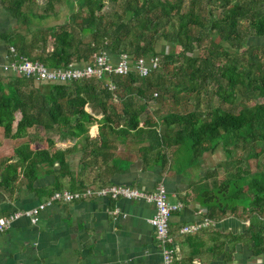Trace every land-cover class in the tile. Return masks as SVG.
<instances>
[{"label":"trees","instance_id":"obj_1","mask_svg":"<svg viewBox=\"0 0 264 264\" xmlns=\"http://www.w3.org/2000/svg\"><path fill=\"white\" fill-rule=\"evenodd\" d=\"M112 1L116 7L105 13L104 0H46L44 7L36 0H0L17 23L0 33L14 48L13 59L61 68L94 64V56L107 50L112 57L126 53L133 61H159L147 76L130 70L65 83L0 71V137L23 138L33 128L36 136L44 131L51 147L54 134L81 139L83 165L92 167L99 158L107 162L108 151L115 169L116 143L128 138L143 143L138 151L144 163L176 171L221 149L224 158L196 184L197 199L206 208L203 217L212 221L244 213L253 253L259 254L264 246V44L246 45V38H264V0H187L186 7V0ZM55 2H64L68 14L62 23L44 26L58 18ZM159 39L171 48L157 49ZM203 96H216L219 103L202 104ZM166 98L172 103L164 113L150 104L162 106ZM95 123L98 134L92 138L89 127ZM70 150L20 144L16 161L0 160V187L14 188L19 167L30 185L38 166L55 160L60 173L71 176L64 159ZM56 183V190L62 189L60 177Z\"/></svg>","mask_w":264,"mask_h":264},{"label":"crops","instance_id":"obj_2","mask_svg":"<svg viewBox=\"0 0 264 264\" xmlns=\"http://www.w3.org/2000/svg\"><path fill=\"white\" fill-rule=\"evenodd\" d=\"M1 10L0 33L5 31V20L10 27L8 16L11 17L3 11L4 8ZM7 50L8 45L0 39V62L5 61ZM87 107L90 112L91 108L88 110ZM28 132L29 135L23 138L0 137V160L9 158L6 163L16 161L14 149L26 141L33 150L71 149L64 157L71 176L64 177L60 173L59 161L55 160L52 165L40 164L38 175L28 185L19 167L14 188L0 187V217L38 206L58 187L57 177H60L62 189L70 190L122 184L151 193L163 184L168 201L182 204L169 219L174 249L172 264H264V246L259 254L253 253V242L247 232L248 219L244 213L240 216L227 214L212 221L203 217L206 208L197 199L196 184L204 182L202 176L209 168L204 164L206 152L199 164L176 171L168 165L162 168L151 161L144 163L138 151L143 143L128 138L117 142L116 149L111 150L113 157L118 159L119 169L112 167L108 151L107 162L103 163L99 158L92 167H87L81 162L84 145L81 139L71 140L54 134L50 136L51 147L41 129L37 136L33 134V128ZM97 134L98 124L95 123L89 127V135L94 138ZM88 158L86 154L85 159ZM154 211L150 202L123 196L52 203L38 212L34 223L30 218L20 216L7 229L0 231V264H160V247L149 222ZM202 220L209 221L208 225L198 231H180L184 225ZM239 235L241 237L236 240ZM228 251L230 259H226Z\"/></svg>","mask_w":264,"mask_h":264},{"label":"built area","instance_id":"obj_3","mask_svg":"<svg viewBox=\"0 0 264 264\" xmlns=\"http://www.w3.org/2000/svg\"><path fill=\"white\" fill-rule=\"evenodd\" d=\"M15 50L8 46L6 59L0 62V71L6 74H15L25 77L35 78L37 81L50 83H65L72 80L89 78L92 76L101 77L103 74H127L130 70H135L140 76H147L153 69L157 68L159 61L157 57H140L133 61L131 57L122 53L112 57L107 50L96 54L95 63L85 62L81 65L70 64L67 67L49 68L38 60L21 58L13 59ZM113 88V85H110ZM123 196L129 199H143L154 205L155 211L149 219L154 227L156 238L160 247V264H172L174 249L169 234V219L174 210L181 208V203L171 204L168 201L167 190L163 184H159L151 192H143L135 187L122 184H110L99 187H85L83 189L70 190L59 189L53 191L46 200L39 203L38 206L28 210L14 211L7 217H0V231L7 229L11 222L20 216H26L34 223L38 212L50 206L52 203H70L76 200H86L92 198H111L116 199ZM207 220L184 225L180 231L182 233H192L208 225Z\"/></svg>","mask_w":264,"mask_h":264},{"label":"rangeland","instance_id":"obj_4","mask_svg":"<svg viewBox=\"0 0 264 264\" xmlns=\"http://www.w3.org/2000/svg\"><path fill=\"white\" fill-rule=\"evenodd\" d=\"M118 1H121V0H118ZM36 2L40 5V7H44L46 0H36ZM104 2H105V7L103 9V12H105V13L112 11V9H114V7H116V4H117V3H114L112 0H104ZM185 3H186L185 4V7H186V5L188 4V1L186 0ZM1 9H3V7L0 5V10ZM3 11L6 12L5 9ZM54 11L57 12L58 18H49L46 22H44V26L50 25V24H55V23H62L68 14V6L64 2H61V3L55 2ZM8 18H9L10 27L8 25V22L5 20L4 24H6V23L7 24H6V28L4 30H6L8 28H15L17 26L16 21L12 17L8 16ZM0 20L1 21L3 20V18L1 16H0ZM49 42H51V40H49ZM250 44H255V45L264 44V38L263 37L249 36L246 38V45H250ZM165 45H166V50L168 51V49L171 48L169 43L165 42V40H163V39H159L157 41L156 47H157V49H161V47L165 46ZM201 101H202V104H205L208 101H211V103L214 105L219 103V100H217L216 96H212V97L203 96ZM171 103H172L171 99L166 98L163 101L162 106L160 104L154 103V102H151L150 104L153 108L161 109V113H164V112H166L169 105H171ZM225 106H227V105H225ZM87 109L90 110L89 107H87ZM99 116L100 115H97V117H99ZM221 158H224V154H223V151L221 149L217 150L216 152H213V153L206 152L205 158H204L206 161L204 160V164L209 166V168L207 170L212 169V167H214L213 164L214 163L216 164V162L219 161ZM262 158H264V154L261 156V159ZM250 164H251V167L254 169L255 168V160H250Z\"/></svg>","mask_w":264,"mask_h":264}]
</instances>
